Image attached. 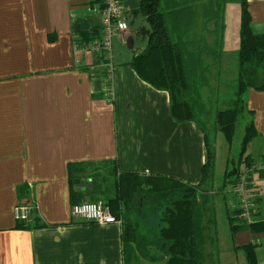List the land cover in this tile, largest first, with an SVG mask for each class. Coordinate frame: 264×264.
<instances>
[{"label":"crops","instance_id":"1","mask_svg":"<svg viewBox=\"0 0 264 264\" xmlns=\"http://www.w3.org/2000/svg\"><path fill=\"white\" fill-rule=\"evenodd\" d=\"M140 1L122 0L128 27L112 38L108 81L102 50L88 47L102 36L101 0H0V264H124L129 216L105 224L72 217L73 163L88 165L87 175L73 181L80 202H97L90 193L97 176H107L103 162L113 161L118 173L200 182L207 155L202 131L193 121H176L168 92L143 81L129 64L145 48L150 29L137 11ZM246 3L252 32L264 33V0ZM219 4L220 63L222 1L196 0L193 24L214 42L207 11ZM81 33H94L85 46ZM245 100L255 134L243 156L264 162V90L248 89ZM234 179H225L231 194ZM250 190L251 225L258 226L238 229L228 252L242 251L246 264L241 247L253 244L263 264L264 169L251 173ZM23 202L32 209L27 226L16 228L13 208ZM231 211L237 215L236 198ZM139 222L147 227V219Z\"/></svg>","mask_w":264,"mask_h":264},{"label":"trees","instance_id":"2","mask_svg":"<svg viewBox=\"0 0 264 264\" xmlns=\"http://www.w3.org/2000/svg\"><path fill=\"white\" fill-rule=\"evenodd\" d=\"M195 1L141 0L137 10L145 16L150 29L145 48L129 64L143 81L168 92L170 113L176 121H193L198 125L207 155L201 168L200 182L196 185L173 177L118 173L113 161L103 162L107 176H97L100 180H96L98 186L90 193V201H101L116 218L129 216L125 220L122 237L124 264H138L140 257L151 262L162 260L163 264H204L212 259V253L206 252V246L214 244L217 239L214 197L203 188L213 173L211 132L219 129L230 143L238 115L246 108V92L248 89L264 90V33L252 32L246 0H240L234 97L230 107L216 110L213 116L209 114L200 90L207 84L212 68L219 63L220 5L217 10L207 11L214 28L209 33L215 34V41L208 44L203 30L196 29L193 24ZM93 35L79 34L80 45H87ZM254 134L253 122L250 121L245 127L238 164L243 160L250 161L243 155ZM237 166L227 171L225 176L237 173ZM87 168L88 165L81 163H73L69 168L71 195L76 199L73 204L80 203L81 199L73 181L79 174L87 175ZM235 216L234 213L228 217L232 235L238 229L253 230L258 226L257 223L236 222ZM146 219L150 227L139 226V221ZM154 222L157 229L152 227ZM26 226L23 221L16 222V228ZM129 244L133 245L135 255L127 250ZM241 249L246 264H261L256 259L255 245L249 243Z\"/></svg>","mask_w":264,"mask_h":264},{"label":"rangeland","instance_id":"3","mask_svg":"<svg viewBox=\"0 0 264 264\" xmlns=\"http://www.w3.org/2000/svg\"><path fill=\"white\" fill-rule=\"evenodd\" d=\"M220 1H222L223 40L221 50L223 58L218 66H216V70H211L207 84L200 90L202 99L211 116H213L216 110H222L231 106L236 87L238 65L237 51L240 0ZM246 110L245 108L244 111L238 115L233 138L230 143L227 142L225 136L219 129L215 128L211 132L213 138L212 144L214 147L213 173L211 179L203 185V188L210 194H213L214 197L217 239L214 244L206 246V252L212 253V259L206 260L204 264H244L241 263L240 257L242 251L236 253L228 252L231 248L232 239V233L228 223V214L232 213L231 210L233 208V203H235V196L231 194L230 191L231 181L228 182L225 181V179H234L235 176L232 174L226 177L225 175L227 171L229 172L238 164L242 140L245 135V127L251 121V118L248 116V111ZM227 184H229V186ZM144 224L148 226L149 222H144ZM139 226H142L141 222H139ZM153 226L154 224H152V227ZM148 227H150V225ZM153 228L157 229L158 227L154 226ZM130 251L132 255L136 254L132 246ZM138 264H140V258ZM145 264H163V261H145Z\"/></svg>","mask_w":264,"mask_h":264},{"label":"built area","instance_id":"4","mask_svg":"<svg viewBox=\"0 0 264 264\" xmlns=\"http://www.w3.org/2000/svg\"><path fill=\"white\" fill-rule=\"evenodd\" d=\"M100 30L102 36L100 41L89 45V49L100 48L102 50V65L108 81L114 71L112 63V38L122 34L127 29V23L123 15L122 0H101ZM235 182L232 185V192L237 200V218L245 224H251L255 209L251 199L250 179L251 173L264 169L262 161H241L237 166ZM32 205L28 202L19 203L14 206L13 214L16 221L26 222ZM71 216L74 218L92 221L99 224L112 223L117 219L110 209L101 201L80 202L73 204L70 208Z\"/></svg>","mask_w":264,"mask_h":264},{"label":"water","instance_id":"5","mask_svg":"<svg viewBox=\"0 0 264 264\" xmlns=\"http://www.w3.org/2000/svg\"><path fill=\"white\" fill-rule=\"evenodd\" d=\"M74 182H75V183H78L79 181L76 179Z\"/></svg>","mask_w":264,"mask_h":264},{"label":"bare ground","instance_id":"6","mask_svg":"<svg viewBox=\"0 0 264 264\" xmlns=\"http://www.w3.org/2000/svg\"><path fill=\"white\" fill-rule=\"evenodd\" d=\"M253 181V180H252ZM231 183V182H230ZM255 199V198H254ZM242 222V221H241Z\"/></svg>","mask_w":264,"mask_h":264}]
</instances>
